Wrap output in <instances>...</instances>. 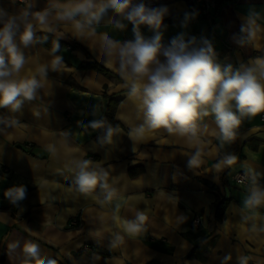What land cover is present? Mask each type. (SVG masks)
I'll return each mask as SVG.
<instances>
[{
  "label": "crops",
  "instance_id": "crops-1",
  "mask_svg": "<svg viewBox=\"0 0 264 264\" xmlns=\"http://www.w3.org/2000/svg\"><path fill=\"white\" fill-rule=\"evenodd\" d=\"M57 2L67 0H0L8 16L28 13L26 21L17 20L15 41L26 60L19 78L36 76L41 84L34 99L18 110L0 107V264H264V204L246 206L254 185L233 181L238 173H247L264 183L262 111L244 118L236 139L223 146L212 115L197 122L201 133L191 143L164 128L137 133L144 123L140 102L129 96L130 85L119 75L118 64L106 65L100 43L105 33L133 41L132 24L109 9L79 35L71 22L55 19L51 6ZM144 2L166 5L164 20H183L163 23L159 31L165 45L178 36L197 45L207 40L217 61L234 68L264 58V0H218L212 23L182 0ZM46 8L50 15L43 27L35 13ZM250 14L258 29L241 46L236 41L246 36L240 27ZM25 22L34 33L28 47L20 42ZM139 31L145 39L155 34L145 25ZM38 34L64 42L60 54L38 44ZM57 56L62 63L53 70ZM89 62L108 75L80 68ZM42 67L46 75L40 74ZM110 99L118 101L117 125L93 129L91 122L100 121ZM109 126L111 137L106 136ZM197 145L201 155L193 166L189 161ZM229 154L235 162L223 165ZM84 160L91 161L89 170L107 173L100 182L107 190L98 184L89 194L79 192L76 177ZM19 185L27 187L26 198L13 205L4 193ZM222 198L228 204L217 220L215 205ZM194 219L200 223L194 225ZM126 222L140 223L139 231L127 232ZM28 243L38 246L35 258L24 252ZM226 256L231 259L225 261Z\"/></svg>",
  "mask_w": 264,
  "mask_h": 264
},
{
  "label": "clouds",
  "instance_id": "clouds-1",
  "mask_svg": "<svg viewBox=\"0 0 264 264\" xmlns=\"http://www.w3.org/2000/svg\"><path fill=\"white\" fill-rule=\"evenodd\" d=\"M55 19L71 22L73 31L83 35L93 21H99L109 9L123 16L133 26L135 39L121 42L109 37L106 33L101 38V48L107 57L106 65L118 64V72L129 87V96L140 102L144 123L136 129L142 132L147 129L164 128L168 133L185 137L189 143L197 140L201 133L198 121L203 117L214 116L218 128V139L221 146L236 139L237 129L246 117H252L264 111V58H256L248 64L234 68L231 64L221 65L213 45L207 40L197 45L195 40L185 41L183 36L173 38L169 44L162 43L159 31L169 9L166 5L149 6L144 0L133 3V0H67L66 3H54ZM50 10L48 8L35 13L40 25L47 27ZM0 9V107H11L18 110L25 100L34 99L41 87L36 76L19 78V73L26 60L17 47V20L26 21L24 12L21 16H8ZM77 17H84L80 20ZM141 25L148 26L155 34L145 39L139 31ZM122 27V26H121ZM258 29L253 15H249L240 27L241 36L236 42L243 46ZM50 30V29H49ZM34 33L31 23H24L20 42L24 47L33 43ZM59 50L57 43L53 52ZM7 53V58L5 57ZM62 63L57 56L51 64L56 70ZM47 69H40L46 75ZM103 121L94 120L90 127L100 128ZM113 129L107 128L106 136L111 137ZM201 155L197 145L195 154L189 163L198 165ZM236 160L234 155H226L221 163L231 166ZM91 161L84 160L79 165L76 177L78 190L89 194L97 185L104 190L106 183H100L107 173L101 175L96 170H89ZM220 164L217 165V168ZM25 185L14 186L5 191L4 196L13 205L26 198ZM113 191H107L106 199L112 198ZM246 206L254 207L264 204V188L252 187L244 201ZM145 216L138 215L142 223ZM140 223L126 222L125 230L135 233ZM24 252L32 258L38 253V246L28 243ZM225 261L231 259L226 256ZM37 264L44 261L37 260ZM48 264H54L49 261Z\"/></svg>",
  "mask_w": 264,
  "mask_h": 264
},
{
  "label": "trees",
  "instance_id": "trees-1",
  "mask_svg": "<svg viewBox=\"0 0 264 264\" xmlns=\"http://www.w3.org/2000/svg\"><path fill=\"white\" fill-rule=\"evenodd\" d=\"M183 22L181 17L178 16H171L164 20L163 23L171 24V23H180ZM35 41L40 44L41 46L45 47L47 50L52 52L54 55H59L62 48L65 46V43L57 39L56 37L48 34H38L35 36ZM59 44V50L56 52H53V48L56 44ZM80 68L82 69H94L97 71H100L106 75H108V72L104 70L100 65L97 63H82L80 65ZM118 105L117 100L110 99L108 103L104 106L100 121H103L104 124H110V125H117V123L114 120L115 111ZM228 204L227 198L218 199L216 201L215 205V218L217 220H220L225 212V209Z\"/></svg>",
  "mask_w": 264,
  "mask_h": 264
},
{
  "label": "built area",
  "instance_id": "built-area-1",
  "mask_svg": "<svg viewBox=\"0 0 264 264\" xmlns=\"http://www.w3.org/2000/svg\"><path fill=\"white\" fill-rule=\"evenodd\" d=\"M189 6L193 7L195 11L209 22H213L218 7V0H182ZM149 6H153L151 2H146ZM129 41V40H126ZM259 121L262 127H264V111L259 115ZM233 181L239 185H262L260 180L256 179L250 174L247 173H238L233 178ZM200 223L199 219H194L193 224L198 225Z\"/></svg>",
  "mask_w": 264,
  "mask_h": 264
},
{
  "label": "water",
  "instance_id": "water-1",
  "mask_svg": "<svg viewBox=\"0 0 264 264\" xmlns=\"http://www.w3.org/2000/svg\"><path fill=\"white\" fill-rule=\"evenodd\" d=\"M227 195H228V192H227Z\"/></svg>",
  "mask_w": 264,
  "mask_h": 264
}]
</instances>
